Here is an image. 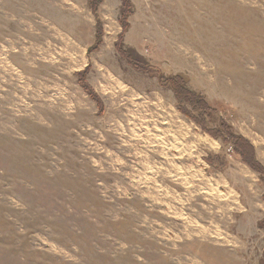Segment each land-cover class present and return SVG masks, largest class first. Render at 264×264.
<instances>
[{
    "label": "rangeland",
    "instance_id": "1",
    "mask_svg": "<svg viewBox=\"0 0 264 264\" xmlns=\"http://www.w3.org/2000/svg\"><path fill=\"white\" fill-rule=\"evenodd\" d=\"M131 1L124 44L186 75L204 122L118 53L105 62L145 109L85 92L73 60L96 52L89 0H0V264H264V178L233 144L214 138L217 171L187 183L155 166L175 154V117L211 142L245 138L264 166V0ZM105 2L109 30L128 11Z\"/></svg>",
    "mask_w": 264,
    "mask_h": 264
},
{
    "label": "crops",
    "instance_id": "2",
    "mask_svg": "<svg viewBox=\"0 0 264 264\" xmlns=\"http://www.w3.org/2000/svg\"><path fill=\"white\" fill-rule=\"evenodd\" d=\"M102 4L101 5L103 7L108 8L105 5L106 4L105 0L102 1ZM111 19L113 23L117 24V26L113 25L112 28H110L109 30L104 29V26H103L102 43L100 44L96 52L89 55L88 58H85L83 61L81 59L78 60L77 58H74L73 62L75 64L79 63L80 65L84 63L82 67L79 68L78 72L83 71L89 67V73H88L89 75H87V80L89 84L93 87V89L100 95V97L109 96L110 98H113V99L128 101L133 104L134 108L145 109V100L144 102L141 101V98H144L143 94H145V91L135 87L133 84H130L126 80L122 79L121 74L118 71L110 68L108 66V63L105 62V61H110L111 59L116 57L117 55L116 43L118 42L119 35L122 32V26L118 20H115V15H113ZM129 30L127 31V33L129 32ZM106 33L110 36H106ZM127 33L125 34L124 43H126L125 39L128 36ZM111 48H114L115 52L113 53L109 52ZM129 48L135 50L141 57H143L152 66H155L158 68L162 67L160 64L157 63L160 61H157V60L148 61L147 58L143 54H140L139 51H137V49L130 47V46ZM135 71L137 73L140 72L137 70ZM170 72H172V70H170ZM173 73H176V72H173ZM157 81L158 80H156V82ZM159 87H161L160 84H159ZM157 90L158 88H156L155 90L151 92L155 93ZM153 104L155 105V102ZM156 107L158 108V110L162 108V104L159 98L157 100ZM157 115L160 116L159 111ZM152 116H153L152 119H154L155 122L156 121L161 122L159 117H156L155 115H152ZM177 124H180V130L179 128H176V131L174 134L173 126ZM180 134L182 135L183 140L179 138ZM169 135H170V138L171 137L173 138L171 140L169 139L168 147L171 149V151H174L175 154L171 155L172 153L168 154L163 151L162 153H160L161 154L160 156L161 157L168 156L169 158H171L170 162H168V165L160 164V166L158 165H155V166L159 168V170L161 171L163 169L167 170L170 173V179H174V178L177 179L178 178L177 174L184 173L185 177L184 178L181 177V179H183L184 183H187L189 179L192 178L193 176L192 173H197V174L202 173L201 175L203 176V174H205V172L209 168L217 171L216 165L213 163V158H212V157H219L216 155H219V153L221 152L220 150H222V146L220 145L219 142H217V140L212 138L213 142H211L210 138L207 137L205 134L201 133V131H199V129L195 127L192 123L190 124L185 123L179 120L177 117L172 119L170 122ZM162 144L164 146H167V143L164 141L160 145ZM159 151H162V149L157 150L155 147L153 148L154 153H157ZM233 154L235 155V153ZM255 161L256 163L259 162L256 151H255ZM240 162L246 169L257 174L260 177L261 173L252 169L248 164H246L242 160ZM259 165L264 171V166L262 164H259ZM228 168L229 166L224 167V172ZM219 176L225 179L223 180V182H225L228 185L230 184L236 190L238 189L231 183L230 179H228L227 177L223 175H219ZM243 176L248 178V175L245 173H243ZM206 178L209 179L208 176ZM229 188L233 190V188L231 187ZM229 192L231 193L232 191H229ZM240 198L242 199V195H240ZM263 202H264V198H263ZM185 203H188V202L185 201ZM239 204L242 208H244L243 211H247V208L244 207L243 204L241 203Z\"/></svg>",
    "mask_w": 264,
    "mask_h": 264
},
{
    "label": "trees",
    "instance_id": "3",
    "mask_svg": "<svg viewBox=\"0 0 264 264\" xmlns=\"http://www.w3.org/2000/svg\"><path fill=\"white\" fill-rule=\"evenodd\" d=\"M103 0H89L91 11L95 15V18L97 19V30L95 34V43L93 46L90 47L89 52L96 51L100 44L102 43L103 38V24L100 17H98V7L100 4H102ZM122 6L127 8L128 13L125 16V19L121 21L122 26V32L119 35L118 42L116 43V51L119 54V56L125 58V60L131 64L135 70L142 71L145 73H156L157 75H153V77L157 78L159 84L161 87L168 89L173 92L175 98L177 101L182 103H187L188 105L195 107V110H200L201 114L198 115L199 119L198 122L203 123L204 122V116H203V104L205 101L202 98H199L197 95H195L194 91L189 87L187 81L188 78L183 73H169L165 72L163 69L152 66L150 63H148L143 57H141L135 50L131 48H127L124 44V38L125 34L127 33L129 29V18L134 13V8H132L133 4L131 0H121ZM123 10L122 8L121 13L123 16ZM89 73V67L86 68L83 71L77 72V78L79 85L87 92L93 99L99 101V95L98 93L93 89V87L89 84L87 80V75ZM204 101V103H203ZM178 102V103H179ZM180 104V103H179ZM206 105V104H205ZM208 110L211 111V109L208 106H205ZM101 109L103 111V105H101ZM192 120V119H191ZM195 122V121H194ZM197 125H199L197 122H195ZM200 126V125H199ZM202 129V128H201ZM203 130V129H202ZM206 133H210V130H203ZM208 131V132H207ZM212 132V131H211ZM208 133V134H209ZM210 135V134H209ZM217 140H220L223 145L227 144H233L234 146V152L239 154L243 161L248 164L252 169L258 171L261 173V175L264 178V171L262 168H258L256 161H255V154L254 150L252 148V145L243 137L241 136H234L230 135L226 137V139H223L222 137L217 136H211ZM228 138V140H227ZM223 141H222V140ZM245 159V160H244ZM259 165V164H258Z\"/></svg>",
    "mask_w": 264,
    "mask_h": 264
},
{
    "label": "bare ground",
    "instance_id": "4",
    "mask_svg": "<svg viewBox=\"0 0 264 264\" xmlns=\"http://www.w3.org/2000/svg\"><path fill=\"white\" fill-rule=\"evenodd\" d=\"M61 38V37H60ZM58 39V38H57ZM62 42V41H61ZM65 44V43H64ZM64 46V45H63ZM52 56V55H51ZM67 56V55H66ZM52 58V57H51Z\"/></svg>",
    "mask_w": 264,
    "mask_h": 264
}]
</instances>
